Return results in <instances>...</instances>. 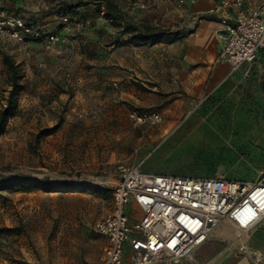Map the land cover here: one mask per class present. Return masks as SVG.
Segmentation results:
<instances>
[{
    "label": "rangeland",
    "instance_id": "1",
    "mask_svg": "<svg viewBox=\"0 0 264 264\" xmlns=\"http://www.w3.org/2000/svg\"><path fill=\"white\" fill-rule=\"evenodd\" d=\"M113 1L125 19L111 18L109 24L126 37L124 24H139L138 15L156 7V0L139 1L145 4L143 9L133 8L131 0ZM0 10L20 14L46 29L56 17L74 22L77 13H101L95 0H0ZM25 45L0 36V108L11 89L3 55L11 57L20 75L0 134V264H99L106 238L95 230V223L111 211L118 167L148 152L142 164L145 171L264 179V115H259L264 94L257 91L256 59L240 65L208 95L179 104L162 99L158 85L151 90L155 84L150 81L138 83L143 99L124 100L119 84L109 80L104 96L111 103L104 107L94 97L71 101L76 85L66 68L74 51L54 65L46 55V63L39 66L32 57H41L43 46L38 43L40 49L35 51ZM30 49L35 53L31 55ZM51 66L59 67L52 73ZM112 89L117 95H109ZM130 110H158L164 118L158 124L134 125L128 118ZM186 110L191 113L181 118L179 113ZM18 176L47 178L54 191L33 184L9 186L10 179ZM128 210L136 211L132 202ZM221 228L226 233L220 241L236 246V229L227 221L210 236L219 235ZM248 236L264 249L258 231Z\"/></svg>",
    "mask_w": 264,
    "mask_h": 264
},
{
    "label": "built area",
    "instance_id": "2",
    "mask_svg": "<svg viewBox=\"0 0 264 264\" xmlns=\"http://www.w3.org/2000/svg\"><path fill=\"white\" fill-rule=\"evenodd\" d=\"M198 1L176 0L180 5ZM211 1L206 12L220 23L223 40L215 62L228 63L230 72H234L258 57L264 42V0ZM132 6L145 8L138 1ZM71 29L68 24L65 34L49 31L32 19L0 10V36L16 43L36 41L50 53L61 52ZM190 113L187 111L184 117ZM128 118L134 125H153L163 120L158 110H130ZM149 154L118 167L111 211L95 223V230L106 238L99 264H182L224 221L236 229V252L251 264H264V249L248 236L264 224V179L145 171L142 164ZM131 202L136 211L128 210Z\"/></svg>",
    "mask_w": 264,
    "mask_h": 264
},
{
    "label": "crops",
    "instance_id": "3",
    "mask_svg": "<svg viewBox=\"0 0 264 264\" xmlns=\"http://www.w3.org/2000/svg\"><path fill=\"white\" fill-rule=\"evenodd\" d=\"M134 1L137 0L130 1L131 6ZM155 4V8L150 6L142 15H138L140 18L138 22L147 21L178 30L180 37L173 42L150 43L147 39L138 41L129 37L132 34L130 32L127 33V37L125 34L120 35L118 27L113 28L109 24L110 15L101 7V13L89 11L77 13L78 21L67 22L68 20L64 21L66 17H56L55 22L47 24V30L64 34L65 25H71L72 29L67 41L61 45L59 54L47 53L43 49L39 54L42 59L38 56L32 57L33 64L44 65L48 55V61L54 65L71 50L74 51L72 62L68 63L66 70L76 85V90L72 91L71 96V101L75 103L86 97H90L89 99L94 97L96 103H102L106 107V104L111 103L109 97L104 96L109 80L111 83L119 84L120 98L124 97V100L130 102L143 99L145 93L140 90L138 83L144 85V81L155 84L151 90L158 85L156 90H160L162 99L171 98L178 104L183 101H195L203 95H208L215 84L233 74L228 63L215 62V56L223 40L220 23L206 12L212 1L199 0L194 5H180L176 0H156ZM131 12L136 19L134 10ZM27 43L25 46L35 48V51L40 49L36 41ZM34 53L30 49V54ZM254 64L258 68L257 91L262 95L264 44L259 48ZM58 67L51 66L52 73H55ZM109 73L111 76H107ZM114 94L117 95L112 89L109 95ZM60 95L66 96L63 92ZM141 102L144 104L145 101ZM259 110V115H264V107ZM187 111L189 110L183 114L179 113V116L183 118ZM167 121H172L171 117ZM261 225L251 231H258L260 237L264 238V229H258ZM225 233L226 229L221 228L219 235L209 236L194 251L193 260L187 264H251L246 257L236 252L235 246L220 241L223 240L222 235Z\"/></svg>",
    "mask_w": 264,
    "mask_h": 264
},
{
    "label": "trees",
    "instance_id": "4",
    "mask_svg": "<svg viewBox=\"0 0 264 264\" xmlns=\"http://www.w3.org/2000/svg\"><path fill=\"white\" fill-rule=\"evenodd\" d=\"M95 4L98 10L99 8L103 7L108 15H110V18H113L114 20L125 19L117 3L113 0H95ZM122 30L131 32L134 38H145L150 43H170L180 37L178 30H172L160 24H153L147 21H142L139 24L127 22L124 24ZM3 60L6 62L9 68V81L11 89L9 90V95L6 100L7 103L0 108V134L3 132V127L11 109L12 102L10 98L18 89L17 81L20 76L18 74L17 65L14 64L10 56L3 55ZM27 184H33L35 187H40L45 191H54L53 185L49 183L47 178L38 179L18 176L11 178L9 181V186L17 188H23Z\"/></svg>",
    "mask_w": 264,
    "mask_h": 264
}]
</instances>
